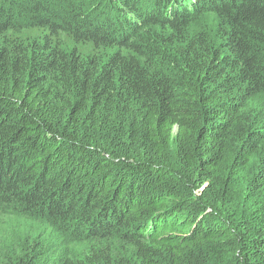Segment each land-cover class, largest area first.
<instances>
[{"label":"trees","instance_id":"1","mask_svg":"<svg viewBox=\"0 0 264 264\" xmlns=\"http://www.w3.org/2000/svg\"><path fill=\"white\" fill-rule=\"evenodd\" d=\"M20 214L88 249L30 229L0 264H264V0H0Z\"/></svg>","mask_w":264,"mask_h":264},{"label":"rangeland","instance_id":"2","mask_svg":"<svg viewBox=\"0 0 264 264\" xmlns=\"http://www.w3.org/2000/svg\"><path fill=\"white\" fill-rule=\"evenodd\" d=\"M210 21L212 22L213 20L210 19ZM6 219L7 220L3 219V222L6 224L0 229L1 243H5L4 240L18 236V234L22 231L25 233H30V229H33L34 233H36V236H41V239L47 243H54V248L60 249L58 252H51V257L53 259L57 258L59 254H70L74 257H77L79 254H81V252H85L88 249L87 244L76 241L74 242L72 241L73 239L69 238L67 235L63 236L60 231L54 230L45 224L42 225L32 223L31 219L22 216L21 214L15 217H8Z\"/></svg>","mask_w":264,"mask_h":264}]
</instances>
